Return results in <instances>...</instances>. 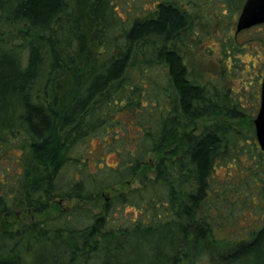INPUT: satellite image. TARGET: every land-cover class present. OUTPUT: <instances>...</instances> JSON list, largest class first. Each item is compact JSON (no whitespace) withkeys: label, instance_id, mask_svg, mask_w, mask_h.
Segmentation results:
<instances>
[{"label":"trees","instance_id":"trees-1","mask_svg":"<svg viewBox=\"0 0 264 264\" xmlns=\"http://www.w3.org/2000/svg\"><path fill=\"white\" fill-rule=\"evenodd\" d=\"M238 4L0 0V134L29 142L14 182L0 185V264H264V152L231 138L226 119L243 113L228 88L200 84L184 62L207 38L224 56L246 48L230 35ZM258 44L263 33L248 47ZM95 139L114 166L91 165ZM240 156L244 189L215 181ZM247 190L256 228L231 200L248 206ZM14 208L28 222L13 230Z\"/></svg>","mask_w":264,"mask_h":264},{"label":"rangeland","instance_id":"rangeland-1","mask_svg":"<svg viewBox=\"0 0 264 264\" xmlns=\"http://www.w3.org/2000/svg\"><path fill=\"white\" fill-rule=\"evenodd\" d=\"M244 3L245 0H239L238 10L235 13V20L232 23V27L230 26V35H237V43L239 46H246L243 51L230 52L228 55L224 56L222 52H220L216 42L212 38H207L204 39L197 47L187 51L184 54V62L189 71L197 75L200 84L208 85L209 83L213 82V84H218L220 87L224 86L228 88V97H230L228 99L229 103L231 104V102H233L237 104V109L243 113L242 119H226V122L228 123L231 130V138L234 139L236 133L240 132L242 133L240 136L243 138V140L249 142L251 139L256 141L254 125L252 131L250 128L251 126H249V122L255 119L259 109L260 84L264 74V50L260 44L249 47L248 45L250 43H256V39L260 37L262 33L264 34V26L235 34L236 21ZM230 56L236 58L237 60L231 59ZM3 63L4 65L2 66L1 64ZM5 65L6 59L0 57V75L3 74L4 71H2V67ZM221 67L225 69L224 75H219ZM222 94V91L216 87V103L218 106H221L219 102L224 100ZM229 103L226 101L227 105ZM0 116H2V113H0ZM7 117L8 116L6 115V118ZM211 122L212 121L210 120H203L199 123L198 127H202L205 124H210ZM0 137L4 138V140L7 142L8 151L7 154L6 151L2 153L0 152L1 185L2 182H6L7 179L11 182H14L12 176L18 170L15 166V160L17 157L23 156L25 158V156H27L29 142L23 133H16L13 135L4 131L0 134ZM98 144V140L95 139L90 141L89 146H87L91 153H99V157L97 155L89 156V160L92 162L91 165H93L95 160H102L100 162L114 166L118 158L116 159L115 154L110 150L107 151L108 148L100 151ZM244 146L245 145L243 144V147ZM246 163V157L240 156L237 164L234 165L230 162H227L225 165L220 166L215 171V181L222 183L230 182L233 185H240L241 189L243 190L244 183L240 182V180H244L245 176H242L241 178H238L237 176L243 172ZM144 172L151 174V172H149V167L147 166L144 168ZM137 183V179L135 178V180L132 181L130 187L137 186ZM250 186H253L252 182H250ZM128 187H124L123 190H126ZM247 193H250L248 199L251 198L248 201V206H245L246 201H243L244 198L240 197V195H238L236 198L231 196V200L235 201V207L239 209L237 211V215H240V217L243 216L244 221H241L242 226L249 225L248 227L250 228H256L259 226V210L254 209L255 204H258L256 197H254L256 194H254L252 190H247ZM64 205L70 206L72 203L67 202L66 204H63V206ZM13 210L15 219L12 217L9 218V221H13V226H11V229L14 230L18 228V224L23 226L26 222H28V218L20 213V209L14 208ZM90 210L94 213L98 212V208L96 206L91 205ZM130 214L131 211L128 210V213L124 214V216ZM4 222L5 225H0L1 230L6 229V217L4 218ZM36 255H38V253H36ZM27 259H29V257L25 256L24 260ZM133 261L134 260H132V262Z\"/></svg>","mask_w":264,"mask_h":264},{"label":"water","instance_id":"water-1","mask_svg":"<svg viewBox=\"0 0 264 264\" xmlns=\"http://www.w3.org/2000/svg\"><path fill=\"white\" fill-rule=\"evenodd\" d=\"M262 24H264V0H246L236 21L235 32L239 33ZM253 125L256 142L264 152V74L260 86L259 109Z\"/></svg>","mask_w":264,"mask_h":264},{"label":"flooded vegetation","instance_id":"flooded-vegetation-1","mask_svg":"<svg viewBox=\"0 0 264 264\" xmlns=\"http://www.w3.org/2000/svg\"><path fill=\"white\" fill-rule=\"evenodd\" d=\"M261 81H262V79H261ZM260 86H261V84H260ZM259 98H260V94H259Z\"/></svg>","mask_w":264,"mask_h":264}]
</instances>
